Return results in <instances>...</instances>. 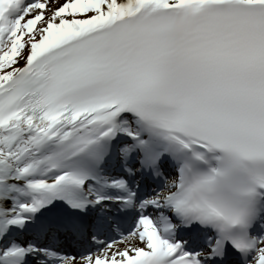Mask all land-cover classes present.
Here are the masks:
<instances>
[{
    "label": "snow or ice",
    "instance_id": "snow-or-ice-1",
    "mask_svg": "<svg viewBox=\"0 0 264 264\" xmlns=\"http://www.w3.org/2000/svg\"><path fill=\"white\" fill-rule=\"evenodd\" d=\"M0 264H264V0H0Z\"/></svg>",
    "mask_w": 264,
    "mask_h": 264
}]
</instances>
